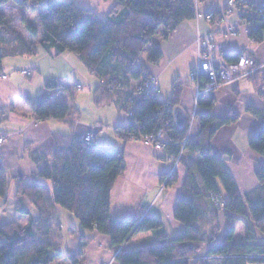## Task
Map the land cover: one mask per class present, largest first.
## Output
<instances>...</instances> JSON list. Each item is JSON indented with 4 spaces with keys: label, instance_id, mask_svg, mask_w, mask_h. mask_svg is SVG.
Segmentation results:
<instances>
[{
    "label": "trees",
    "instance_id": "obj_1",
    "mask_svg": "<svg viewBox=\"0 0 264 264\" xmlns=\"http://www.w3.org/2000/svg\"><path fill=\"white\" fill-rule=\"evenodd\" d=\"M9 1L0 0V5ZM12 1L25 10H38L37 17L43 30L40 45L44 50H53L55 54L72 52L100 82L94 88L97 102V93L124 98L122 110L129 109L131 116L127 117L126 123L115 125L113 129L123 142L158 129L169 139L162 153L173 158L180 155L177 164L184 168L173 214L182 225V231L167 236L162 219L149 212L139 217H111L109 197L117 176L124 171L122 151L98 145L94 138L87 142L75 136H59L50 165L41 168L35 180L26 182L19 176H11L17 182L13 191L15 214L27 220L5 223L0 217V264H51L60 254L55 232L58 225L54 212L57 207L75 216L83 231L109 237L114 250L122 246L115 256L118 264H189L198 249L220 232L219 208L214 202L216 195L223 200L225 209L245 216L264 233V108L251 110L259 124L248 141L249 149L262 160L255 170L258 185L241 193L227 164L211 150L214 134L223 125L233 123L237 119L235 116L214 115L212 101L202 104V94H199L194 114L199 131L187 137L188 115L179 127L173 117L174 108L181 99L182 81L179 77L172 83L171 96L156 107L149 104L153 93L132 99L133 80L140 82L149 76L145 67H134V64L160 28L167 36L181 21L195 17L192 0H114L106 15H97L93 9L71 0H51L43 5V0ZM211 11L218 15L223 10ZM21 18L24 28L32 36L36 35L37 28L23 15ZM11 21L12 18L0 9V58L12 52L29 51L10 25ZM263 34L264 20L259 30L251 31L249 37L260 41ZM12 40L16 41L14 46L6 45ZM146 56L147 61L154 64L162 55L160 49L154 47ZM225 59L231 61L233 58ZM263 77L264 71L256 70L247 79L258 90ZM204 81L201 80V85ZM44 82L46 92L35 100L27 98V104L33 112L44 105L53 118L66 117L70 105L52 97L65 87L53 78ZM162 176L166 187L178 179L175 170ZM8 184V173L0 163L1 198H7ZM227 220L233 222L230 218ZM234 232V227L228 228L224 240L197 259L196 264L217 261L207 257L217 254L227 255L218 260V264L264 261L260 258L264 257V239L245 228V240L237 243ZM140 233H150L151 237L141 240L140 249H127L130 238ZM81 238L79 250L68 256L71 264L82 259L86 244L84 237ZM252 254L257 258L251 257Z\"/></svg>",
    "mask_w": 264,
    "mask_h": 264
},
{
    "label": "crops",
    "instance_id": "obj_2",
    "mask_svg": "<svg viewBox=\"0 0 264 264\" xmlns=\"http://www.w3.org/2000/svg\"><path fill=\"white\" fill-rule=\"evenodd\" d=\"M49 1L51 0H43L41 4ZM71 1L84 8L93 9L97 15H106L114 5V0ZM225 1L220 0L216 5L206 4L200 10L198 7L197 9L205 14L223 7ZM23 10L29 12V9ZM26 12L22 14L24 17ZM229 19L236 23L238 21L234 15ZM225 27L224 22L214 23L200 16L181 21L167 36L161 31L160 35L153 36L148 44L151 48L146 55L151 49L158 47L162 56L153 64L147 61L145 55L141 64L156 80L157 90L149 98L150 105L156 107L167 100L172 93L173 81L179 77L182 81L179 105L185 113L191 111L195 87L188 73L197 66L194 38L198 29L211 31L215 57L235 58L241 51H246L255 62L264 63V34L260 41H255L250 39L243 23H238V33L235 35H226ZM42 34L43 30L40 32L39 29L33 36L21 37L18 34L20 40L29 47V51L16 54L12 52L0 58V75H7L6 78H0V135L5 138L0 143V163L8 173L9 182L7 200L0 197V201L6 203L2 208L5 212L0 214L1 220L9 223L11 218L18 217L11 201L17 182L11 176H19L26 182L35 180L40 169L50 165L56 138H81L94 128L93 138L98 145L117 148L123 155L124 171L117 176L109 197L110 216L139 217L149 212L162 219L167 236L180 233L182 225L173 214L182 187L183 166L175 164L172 156L165 157L162 150L145 145L139 138L123 142L113 129L115 125L126 123L125 112L122 110L125 105L124 98L116 94L108 96L97 93V102L94 88L99 81L72 52L55 54L53 50H44L40 45ZM14 42L7 41L6 45L14 46ZM24 67L34 72L31 77L22 76L16 71ZM49 78L58 80L65 87L52 96L70 105L69 113L64 118H53L44 105L33 112L26 102L27 98L35 100L38 95L46 92L44 81ZM77 85L81 87L77 89ZM201 94L202 104L212 101L211 110L214 115L237 118L233 123L220 127L214 134L211 150L227 164L240 192L245 193L258 185L255 170L262 160L249 149L248 141L259 124L251 110L263 109L264 98L247 78L223 83L209 93ZM98 125L101 127L97 128ZM190 130L192 134L199 131L197 120H193ZM173 170L177 172L178 179L166 187L165 182H162V174H170ZM54 213L58 225L55 232L60 254L51 264H71L68 256L75 255L79 250L81 237H84L86 245L82 259L76 264H118L115 260L116 250L112 248L109 237L83 231L78 227L75 216L64 209L57 207ZM20 219H24V222L27 220L22 216L17 218L18 221ZM227 224L233 225L237 231L233 235L235 242L245 240V227L241 222L227 221ZM142 234L144 235L132 236L127 243V249H140L143 245L141 240L151 237L150 233ZM218 263L219 261H212L210 264ZM249 264H264V261Z\"/></svg>",
    "mask_w": 264,
    "mask_h": 264
},
{
    "label": "built area",
    "instance_id": "obj_3",
    "mask_svg": "<svg viewBox=\"0 0 264 264\" xmlns=\"http://www.w3.org/2000/svg\"><path fill=\"white\" fill-rule=\"evenodd\" d=\"M200 0H192L195 10V19L202 16L206 21H214V23L226 24L224 29L226 35H235L238 33V23H243L246 27L248 34L251 31H257L260 28L262 20H264V0H226L218 15L212 11L201 14L197 9ZM235 16L237 23L230 20V16ZM195 51L197 54L196 67L190 70L188 76L193 81L195 87L194 103L191 107V116L197 111V100L201 93H209L213 88L221 86L223 83L232 82V80L247 78L252 75L256 70L264 71V63L259 64L254 61L249 52L241 51L237 57L231 61L225 60L222 56L215 57L214 42L211 31L197 30L194 38ZM22 76L31 77L34 72L28 68H19L16 70ZM6 77V74L1 75ZM205 81L201 85V80ZM132 93V99H137L141 96L149 95L157 90L155 77L148 76L146 80L135 83ZM259 94L264 98V77L260 83ZM131 116V111L128 113ZM101 126L98 125L97 128ZM94 130V128H92ZM93 130L80 139L91 141L94 137ZM0 136V143L3 142ZM140 140L145 145L153 146L156 150L163 149L164 145L169 143V139L164 136L163 132L158 129L157 131L140 137ZM180 155L174 159V163L178 162ZM165 182V180H164ZM215 204L223 206L224 202L220 197L214 196Z\"/></svg>",
    "mask_w": 264,
    "mask_h": 264
},
{
    "label": "rangeland",
    "instance_id": "obj_4",
    "mask_svg": "<svg viewBox=\"0 0 264 264\" xmlns=\"http://www.w3.org/2000/svg\"><path fill=\"white\" fill-rule=\"evenodd\" d=\"M45 2H46V0H44ZM218 1H220V0H200L199 1V3H198V9L200 10V8L201 7H203V6H205L206 4H211V5H216V3L218 2ZM45 4V3H44ZM0 9L1 10H3V11H5L6 12V14L10 17V18H12V20H13V22L11 23V25L13 26V28L15 29V31L16 32H19V35L21 36V37H26V36H28V35H31L29 32H28V30L27 29H25L24 28V26H23V20H22V18H21V16H22V14L24 13V12H26V11H24L23 9V7H20V6H18L16 3H14L12 0H10L9 2H7V3H5V4H3V5H0ZM29 12H26V14H24L25 15V18H27V20H28V22L31 24V25H34L37 29H39V31L41 32L42 31V28H41V25H40V23H39V18L37 17V13H38V10H28ZM202 11V10H201ZM160 31H163L162 30V28H160L159 29V31L156 33V35H160ZM155 35V36H156ZM149 48H151V47H149V46H147L146 47V50H144L143 51V53L140 55V57H139V59L137 60V62L134 64V67H136V66H138V65H141L142 63H143V61H144V57H146L145 55H146V52H147V50L149 49ZM26 68V67H25ZM31 70V69H30ZM32 72V71H31ZM150 76V75H149ZM26 77H28V76H26ZM0 78L2 79V78H4V77H2L1 75H0ZM6 78V77H5ZM24 78V77H23ZM136 82L135 83H137L138 82V80H135ZM141 82V81H140ZM98 85H100V82H98ZM81 86L80 85H77V89H79ZM196 107H197V104H196ZM129 108V107H128ZM123 112H125V116L126 117H124V121H125V119H127V117H130L129 115H128V113L130 112L129 111V109H126V110H124ZM191 112H189V113H185V114H187L188 115V120H189V122H188V125H187V137H190L191 136V134H192V132H191V125H192V123H193V120L195 121L196 119H194V115L193 116H191V114H190ZM4 140H5V138H4V136L3 135H0ZM140 139V138H139ZM4 140H3V142H4ZM2 143V142H1ZM160 150H162V149H160ZM166 157V156H165ZM196 159H197V157H195ZM175 159V158H174ZM173 159V160H174ZM178 162H176V164H177ZM165 178H163L162 179V182H164L163 180H164ZM219 184V183H218ZM219 188H220V190H221V192H222V189H221V185L219 184ZM217 196V195H216ZM217 197H220V196H217ZM221 198V197H220ZM5 200H7V198L5 199ZM12 204L15 206L16 204H15V202H14V198L12 197ZM214 202H215V199H214ZM12 204H11V206H12ZM6 205V203H5V201L4 202H2V201H0V214H3V212H5V210L4 209H2L4 206ZM215 206H217L218 208H219V211L220 210H222V209H225V207H224V205L223 206H221V205H216L215 204ZM32 211H33V213H35V209L34 208H32ZM70 213V212H69ZM18 218V217H17ZM17 218H11V220H9V221H14V220H17ZM128 218V217H127ZM24 219H20V221H18L19 223H24V221H23ZM232 222V221H231ZM77 223H78V221H77ZM237 223V222H236ZM240 224V223H239ZM78 227H80V224L78 223ZM166 229H167V225H166ZM236 232L237 231H235V234H236ZM140 235H144V234H142V233H140ZM139 235V236H140ZM121 247H119V249H120ZM118 249V250H119ZM118 250H116L115 251V254H117V252H118ZM251 257H256L257 258V255H255V254H252V255H250ZM207 257H210V258H212V259H216L217 261L218 260H220L221 258H223V257H227V255L226 256H224V255H220V254H217V256H207ZM247 257H249V256H247ZM261 259H264V257L263 256H261L260 257Z\"/></svg>",
    "mask_w": 264,
    "mask_h": 264
},
{
    "label": "water",
    "instance_id": "obj_5",
    "mask_svg": "<svg viewBox=\"0 0 264 264\" xmlns=\"http://www.w3.org/2000/svg\"><path fill=\"white\" fill-rule=\"evenodd\" d=\"M173 117L176 122V125L178 127L181 126L186 117V114H185L184 109H182L180 105L174 108ZM217 217H218L220 232L217 234V237H215V239L207 242L206 245L198 249L196 254L192 258L189 259L190 261L189 264H196L197 259L203 257L207 251H209L210 249L215 247L218 243L224 240V236H225L227 229L230 227H233V225L227 224V221H228L227 218L232 219L233 222H238V221L241 222L242 225L248 230L252 231L256 235V237L264 239V233H262L255 226H253L248 221V219L243 215H240V214L237 215L235 213H232L226 208V209L220 210L218 212Z\"/></svg>",
    "mask_w": 264,
    "mask_h": 264
},
{
    "label": "flooded vegetation",
    "instance_id": "obj_6",
    "mask_svg": "<svg viewBox=\"0 0 264 264\" xmlns=\"http://www.w3.org/2000/svg\"><path fill=\"white\" fill-rule=\"evenodd\" d=\"M229 221V220H228Z\"/></svg>",
    "mask_w": 264,
    "mask_h": 264
}]
</instances>
